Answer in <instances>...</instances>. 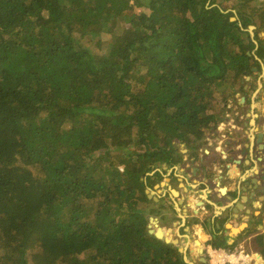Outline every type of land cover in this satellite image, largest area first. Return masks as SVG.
<instances>
[{"label": "trees", "instance_id": "16d2710c", "mask_svg": "<svg viewBox=\"0 0 264 264\" xmlns=\"http://www.w3.org/2000/svg\"><path fill=\"white\" fill-rule=\"evenodd\" d=\"M259 1L0 0V264H191L146 189L262 71Z\"/></svg>", "mask_w": 264, "mask_h": 264}, {"label": "crops", "instance_id": "0c3cea01", "mask_svg": "<svg viewBox=\"0 0 264 264\" xmlns=\"http://www.w3.org/2000/svg\"><path fill=\"white\" fill-rule=\"evenodd\" d=\"M228 126L221 133V139L209 141L210 136H207L197 154L188 150L181 163L173 167L164 164L159 169L163 179L158 187H163V192L156 195L161 209L153 216L165 232L178 238L187 252L190 250L192 256H197L212 241L236 246L244 244L256 251L260 244L256 237L264 234L261 130L256 129L254 123L253 132L245 130V136L241 137ZM212 151L219 155H212ZM234 227L240 230L233 232ZM256 257L261 258L259 254ZM195 262L193 260L192 264Z\"/></svg>", "mask_w": 264, "mask_h": 264}, {"label": "rangeland", "instance_id": "374dc122", "mask_svg": "<svg viewBox=\"0 0 264 264\" xmlns=\"http://www.w3.org/2000/svg\"><path fill=\"white\" fill-rule=\"evenodd\" d=\"M260 1H264V0H260ZM232 4L233 3L230 4L229 2H226V1L224 2V6L229 7V8L228 7L225 8L226 12L231 11L230 7ZM144 10L146 9L144 8ZM236 10L237 9H233L235 13L237 12ZM235 17H237V15H235ZM254 34H255V29H254ZM259 34L264 39V28L260 31ZM261 65H262L261 72L256 71L254 75H247L243 78L242 82L244 83L245 92H242L237 86H235L234 90H237V92L234 95L229 96L228 98L224 97V93L223 94L217 93L216 95L217 101L214 104L215 106L212 109L213 112L221 111L222 113V118L220 122L218 123V125L221 122H225L226 125L228 123H232L235 126L232 127V124H229V126L232 127L233 130H235L238 133V135L241 137L245 136V130H248L251 133L253 132L252 129L254 127V123L250 122V120H252L253 122L254 120H256L255 121L256 129L261 130V131L264 130V64L261 63ZM247 77H250V78L248 79ZM247 98H250L248 102H247ZM254 102L256 103L255 107H254ZM248 122H250L249 125H247ZM218 125L216 127V130L208 132L207 136H210L209 141L210 140L212 141L213 139H219V138L221 139L222 138L221 133H224L227 130L226 128L228 125L227 126L224 125L223 127L220 126L219 127L220 129L218 128ZM222 143H223V139H222ZM178 148L180 152L183 153V156L185 152H188L189 150V146L185 145V143H178ZM257 152L259 151L257 150ZM211 154L215 155L217 153L212 151ZM213 157L220 160L218 156H213ZM211 160L213 159H210L209 161ZM121 166L123 167V165ZM160 182H156L154 186L151 187L152 189H154L155 194H159L163 192V187L161 186L158 187L159 185H161ZM222 243H225V242H222ZM226 244L230 247L236 246L235 244L234 245H229L228 243ZM180 245L182 246L183 244L180 243ZM203 253H204V256H206L205 252ZM187 256L192 261L196 260L195 264H203V262L197 258V256L198 257L201 256L199 253H197V256H195V254L194 256H192V253L189 250L187 252Z\"/></svg>", "mask_w": 264, "mask_h": 264}, {"label": "built area", "instance_id": "2783aa9c", "mask_svg": "<svg viewBox=\"0 0 264 264\" xmlns=\"http://www.w3.org/2000/svg\"><path fill=\"white\" fill-rule=\"evenodd\" d=\"M229 124L231 123L227 125ZM224 125H226V123L221 122L218 128ZM234 126L235 125L232 124V127ZM204 252L208 264H263L264 262L263 258L258 260L255 256L258 252L252 249L249 250L244 244H239L235 247H227L215 246L209 242L205 245Z\"/></svg>", "mask_w": 264, "mask_h": 264}, {"label": "water", "instance_id": "95a60500", "mask_svg": "<svg viewBox=\"0 0 264 264\" xmlns=\"http://www.w3.org/2000/svg\"><path fill=\"white\" fill-rule=\"evenodd\" d=\"M236 19H237V17H235V16L231 17V20H236ZM255 28H256L255 25H250V26H249L248 29H249V31H250V33H251V36H254V29H255ZM255 42L258 43L257 40H255ZM256 57H257V59L260 60V62H261L262 64H264V60H263V59L259 58L257 55H256ZM254 70L256 71L257 68L255 67ZM249 78H250V77H248V79H249ZM260 134H261V138H259V142H260L261 147L264 149V138H263V134H264V133L261 132ZM260 134H259V135H260ZM240 161H241V160H238L237 163H240ZM165 167H166V164H165ZM263 178H264V177H263ZM222 189H223L222 191L224 192L225 188L222 187ZM146 192H147L149 198H153V199L156 200V201L159 200V197L154 193V189H152L151 187H148V188L146 189ZM174 192H175V191H174ZM148 227H149V232L152 233V234H155L156 237H158V238H160V239H163V240H165V241L168 242V243H173V244H175V245H178V246H179V250L184 254V258H185V260H186L187 262L191 263V264L193 263V261L190 260V259L188 258V256H187V248H186L185 246H181V245H180V243H179V239H178V238L170 237V235L167 234V232H165V229H164L163 227H161V226L158 225V219H157V218H155L154 216H150V222H149V224H148ZM203 252H204V251H203V248H202V249L200 250V252H199V254L201 255V256H200V257H201V261L203 262V264H208V263H207V259H206V257L204 256V253H203Z\"/></svg>", "mask_w": 264, "mask_h": 264}, {"label": "bare ground", "instance_id": "6f19581e", "mask_svg": "<svg viewBox=\"0 0 264 264\" xmlns=\"http://www.w3.org/2000/svg\"><path fill=\"white\" fill-rule=\"evenodd\" d=\"M259 89H260V88H259ZM257 94H258V93H257ZM255 104H256V103L254 102V107H255ZM254 116H256V115H254ZM252 123H255V120H254V122L252 121ZM261 132L264 133V131H260V133H261ZM260 133H259V134H260ZM252 137H253V136H252ZM259 138H261V134L259 135ZM263 138H264V134H263ZM174 194H178V192L175 191ZM239 230H240V228H237V227H234V228H233V232H238ZM204 247H205V246H204ZM204 247H203V251H204ZM258 254H259L260 256H262L259 252H258ZM256 255H257V254H255V256H256ZM261 258H262V257H261ZM261 258H260V260H261Z\"/></svg>", "mask_w": 264, "mask_h": 264}]
</instances>
